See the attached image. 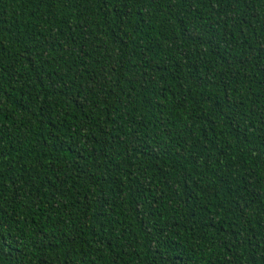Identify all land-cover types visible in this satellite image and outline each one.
Segmentation results:
<instances>
[{"label": "trees", "instance_id": "16d2710c", "mask_svg": "<svg viewBox=\"0 0 264 264\" xmlns=\"http://www.w3.org/2000/svg\"><path fill=\"white\" fill-rule=\"evenodd\" d=\"M0 264H264V0H0Z\"/></svg>", "mask_w": 264, "mask_h": 264}]
</instances>
